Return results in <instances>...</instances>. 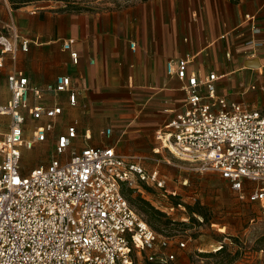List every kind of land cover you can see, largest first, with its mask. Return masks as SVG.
I'll return each mask as SVG.
<instances>
[{"label": "built area", "instance_id": "built-area-1", "mask_svg": "<svg viewBox=\"0 0 264 264\" xmlns=\"http://www.w3.org/2000/svg\"><path fill=\"white\" fill-rule=\"evenodd\" d=\"M7 28L12 36L0 38V70L6 56L17 58L20 43L23 52L30 49L14 25ZM73 45L67 41L64 49L78 66L80 55ZM131 48L136 52L135 43ZM194 59L168 64L187 105L160 139L175 155L199 163L198 170L219 174L242 199L258 184L248 199L264 208V113L219 97L221 77L190 74ZM8 82L12 98L0 105V125L3 118L10 119L8 131L0 129V264H137L142 254L148 264L175 261L176 253L169 250L185 249L186 243L156 232L123 194L122 186H134L138 179L167 187L158 172L148 174L134 157L119 155L114 147H89L63 161L78 136L74 126L58 138L56 157L49 164L24 174V152L46 143L63 114L61 107H43L33 99L68 93L75 107L78 95L68 76L38 88L15 71ZM29 116L47 124L28 129ZM106 135L110 137L112 130Z\"/></svg>", "mask_w": 264, "mask_h": 264}, {"label": "crops", "instance_id": "crops-1", "mask_svg": "<svg viewBox=\"0 0 264 264\" xmlns=\"http://www.w3.org/2000/svg\"><path fill=\"white\" fill-rule=\"evenodd\" d=\"M165 5V9L154 6L153 11L142 6L138 22L134 18L127 24L125 13H75L52 4L14 9L9 0H0V38H10L12 32L7 27L14 25L21 41L30 42L29 52H23L20 43L15 60L11 55L4 58L0 105L12 98L8 77L15 71L38 88L55 84L58 77H71L78 95L75 107L68 93L33 99V104L63 109L48 141L35 149H56L58 138L76 126L78 136L63 161L89 147H114L119 155L134 157L148 174L158 172L167 182L165 164L169 160L163 155L167 148L160 136L187 105L181 83L169 75L168 64L189 56L195 57L189 65L190 74L205 78L217 73L221 77L219 97L264 113V0L181 2L180 20L175 13L178 4L171 5V19L169 1ZM70 40L80 55L78 66L64 49ZM169 40H175L177 47L169 45ZM1 51L0 44V56ZM259 85L257 93H249ZM126 99L131 100V108L124 106ZM9 123V118H3L0 129L8 131ZM46 124L45 119L36 122L29 116L27 127ZM113 127L121 129L120 139L114 142L109 141L112 135H106ZM124 143L133 144L125 149ZM200 247L199 251L206 250L205 245ZM176 250L177 256L185 255Z\"/></svg>", "mask_w": 264, "mask_h": 264}, {"label": "rangeland", "instance_id": "rangeland-1", "mask_svg": "<svg viewBox=\"0 0 264 264\" xmlns=\"http://www.w3.org/2000/svg\"><path fill=\"white\" fill-rule=\"evenodd\" d=\"M167 1L169 19L174 16L171 5L178 4L175 10L178 20L181 18V2H190L191 5L198 2V0H69V2L35 0L31 5L52 4L75 13H125L128 24L129 21H134V18L135 22H138L140 7L145 6L147 10L153 11L155 10L153 7L157 5L165 9ZM169 45L177 47L175 40H169ZM259 90L260 85L257 91L252 90L249 93H257ZM126 98L129 99L127 96ZM127 99L124 106L131 108V100ZM112 129L109 141H118L121 129L114 127ZM156 142L162 146L161 141ZM124 144L122 146L128 149L133 143ZM46 147L48 146L25 151L22 161L24 172L51 162L56 156V150ZM163 151L165 160H169V164H165L169 175L166 182L169 194L166 195V189H160L152 183L141 182L139 179L134 186L124 184L122 191L133 209L156 232L186 243L185 249L175 246L169 250L176 253L175 261L169 264H264V208L258 203H251L248 199L258 184L252 185L246 192L245 199H242L241 195L232 189L231 184L219 174L198 170L199 163L193 159L179 157L170 149ZM141 190L144 193L140 192ZM201 245L206 246L204 252L199 251ZM221 247L225 249L220 251ZM176 249L185 252V255L177 256ZM146 256L142 254L141 261L139 260L137 264H148L145 261Z\"/></svg>", "mask_w": 264, "mask_h": 264}, {"label": "trees", "instance_id": "trees-1", "mask_svg": "<svg viewBox=\"0 0 264 264\" xmlns=\"http://www.w3.org/2000/svg\"><path fill=\"white\" fill-rule=\"evenodd\" d=\"M9 1L12 4L14 9H20V8H23V7H26V6H31V4L35 0H9ZM66 1L69 2V0H66ZM224 249H225V247H223L220 251H222Z\"/></svg>", "mask_w": 264, "mask_h": 264}]
</instances>
